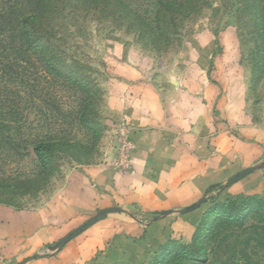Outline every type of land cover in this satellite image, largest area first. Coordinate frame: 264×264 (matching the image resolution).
Returning a JSON list of instances; mask_svg holds the SVG:
<instances>
[{
    "label": "rangeland",
    "instance_id": "374dc122",
    "mask_svg": "<svg viewBox=\"0 0 264 264\" xmlns=\"http://www.w3.org/2000/svg\"><path fill=\"white\" fill-rule=\"evenodd\" d=\"M127 3L138 15L153 19V0ZM145 31L116 10L84 3L58 8L44 28L55 57L97 91L90 102L97 133L79 123L84 95L48 72L37 56H26L0 76L1 204H50L69 174L103 164L111 155L122 163L125 122L117 113L124 99L140 90L167 89L174 81L193 91L205 75L237 87L243 115L264 130V47L243 0H199L195 9L176 17L167 39L153 40ZM51 141L74 143L79 151L56 153L44 170L33 149ZM231 203L226 212L237 209L242 218L213 220L204 244L193 243L195 230L191 239L172 240L162 248L194 252L201 247V260L171 255L164 264H264V190Z\"/></svg>",
    "mask_w": 264,
    "mask_h": 264
},
{
    "label": "crops",
    "instance_id": "0c3cea01",
    "mask_svg": "<svg viewBox=\"0 0 264 264\" xmlns=\"http://www.w3.org/2000/svg\"><path fill=\"white\" fill-rule=\"evenodd\" d=\"M199 77L193 91L172 81L124 99L122 163L111 155L69 174L50 204L0 203V264H152L212 204L260 195L264 130L237 87Z\"/></svg>",
    "mask_w": 264,
    "mask_h": 264
},
{
    "label": "trees",
    "instance_id": "16d2710c",
    "mask_svg": "<svg viewBox=\"0 0 264 264\" xmlns=\"http://www.w3.org/2000/svg\"><path fill=\"white\" fill-rule=\"evenodd\" d=\"M153 19L149 20L135 13L127 0H0V73L12 71L17 62L28 55L38 57L45 69L63 80L74 84L84 95L85 105L79 114L80 125L92 132L97 133L95 124L91 123V100L96 95V90L83 78L76 77L69 69L62 65L51 51V47L45 39L44 28L50 21L51 16L67 4L77 5L95 4L103 8H109L120 12L128 20L144 25L145 32L153 40L167 39L172 28L175 27L176 17L196 8L199 0H153ZM244 7L252 14L253 22L257 27L259 40L264 47V0H243ZM261 54L263 51H260ZM34 154L38 163L44 170H48L56 153L78 152V146L69 142H39L34 146ZM234 199L226 203L212 204L204 217L196 233L193 243L204 244L211 233L212 221H238L242 218L241 211L232 209L226 212V206ZM235 205V204H233ZM243 212V211H242ZM211 223V224H210ZM210 226H209V225ZM206 235H201L203 226ZM178 259L198 261L205 255L203 249L190 252L184 247H176L164 250L162 257L152 264H164L169 256ZM168 257V258H167ZM171 257V258H172Z\"/></svg>",
    "mask_w": 264,
    "mask_h": 264
}]
</instances>
